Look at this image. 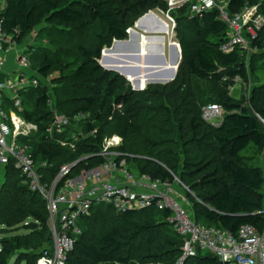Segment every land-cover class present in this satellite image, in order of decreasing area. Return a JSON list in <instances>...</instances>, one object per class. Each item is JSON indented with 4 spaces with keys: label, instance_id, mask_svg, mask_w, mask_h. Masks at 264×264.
<instances>
[{
    "label": "trees",
    "instance_id": "obj_1",
    "mask_svg": "<svg viewBox=\"0 0 264 264\" xmlns=\"http://www.w3.org/2000/svg\"><path fill=\"white\" fill-rule=\"evenodd\" d=\"M229 1L233 14L247 4H258V0ZM158 8L167 11V3L8 0L7 9L0 13L3 35L17 45L34 37L41 51L35 59L31 56L32 69L43 79L55 76L57 86L54 97L42 93L40 87L21 92V99L25 98L22 116L40 129L37 140H28L34 156L37 161L54 164L45 172L49 179L55 178L63 166L87 158L74 170L72 177H76L83 170L102 165L104 160L97 155L104 139L118 136L123 140L120 151L132 156L130 162L137 171L166 181H173L175 175L190 190H196L192 212L199 225L233 235L246 225L262 231L264 126L230 95L236 80H248L249 53L239 49L232 54L220 51L227 27L219 21L218 12L194 20L186 17L187 7L173 12L182 63L176 80L168 85L135 91L119 75L104 71L98 64L106 46L127 40L137 21ZM260 12L264 16V3ZM216 32L215 39H208ZM263 34L264 27L252 42L255 50L264 49ZM194 37L197 43L192 42ZM251 65L259 84L251 102L264 117V55L253 57ZM125 76L135 87L145 89L148 85L145 73L141 79ZM194 80L208 83L212 95L209 102L202 103ZM211 103L224 110L219 128L202 117L203 108ZM56 113L89 116L84 132L96 130V138L89 136L73 152L61 147L58 139L44 137ZM181 159L182 175L178 172ZM169 217V212L117 214L110 207L97 206L92 217L82 222L83 235L68 264H175L184 242L168 223ZM28 220L34 223L23 226ZM0 227L15 233L0 243V264H8L13 258H17L16 264H37L40 251L52 242L47 204L30 192L14 168L8 170L0 187ZM21 230L27 234H18ZM187 264L221 263L208 254Z\"/></svg>",
    "mask_w": 264,
    "mask_h": 264
},
{
    "label": "built area",
    "instance_id": "obj_2",
    "mask_svg": "<svg viewBox=\"0 0 264 264\" xmlns=\"http://www.w3.org/2000/svg\"><path fill=\"white\" fill-rule=\"evenodd\" d=\"M163 1L167 3V11L158 8L156 12L149 13L166 16L175 38L177 21L174 11L187 7L186 17L190 20L203 19L206 14L217 11L219 21L227 27V35L220 45L224 54H232L238 49L250 54L253 40L258 38L264 27V16L260 12L264 0H258L254 6L247 4L235 14L231 12L229 0ZM1 23L0 20V184L2 179L5 183L8 170L14 168L30 192L47 204L52 242L40 251L37 264H68L83 235L82 222L92 217L97 206L110 207L117 214L151 210L169 212L168 223L184 242L182 255L175 264H187L205 253L217 258L221 264H264V228L259 231L246 225L233 235L227 230L199 225L186 199L189 188L175 175H172L173 181H166L137 171L130 162L132 156L120 151L123 140L118 136L104 139L97 155L104 160L99 167L83 170L72 177L74 170L87 159L83 158L63 166L55 178L49 179L45 172L53 169L54 164L37 161L33 147L28 143L29 139L39 138L40 129L22 116L24 105L21 92L37 89L43 80L48 82L53 77L43 79L33 72L28 49L18 55V69L12 78L2 80L7 55L18 45L12 38L3 35ZM177 49L181 53L180 43ZM5 96L18 113H6L3 106ZM49 107H54L52 101ZM246 107L264 126V117L254 110L252 104ZM202 117L209 125L219 128L223 124L224 110L219 104L211 103L203 108ZM89 120L90 117L84 114L69 117L56 113L44 137L58 139L61 147L74 152L77 145L89 136L96 138V130L89 134L84 132ZM262 168L264 178V151Z\"/></svg>",
    "mask_w": 264,
    "mask_h": 264
},
{
    "label": "water",
    "instance_id": "obj_3",
    "mask_svg": "<svg viewBox=\"0 0 264 264\" xmlns=\"http://www.w3.org/2000/svg\"><path fill=\"white\" fill-rule=\"evenodd\" d=\"M159 28L167 31V26L164 22L154 13H148L136 23V29H131L129 33V40L114 41L111 49L106 51V54L112 56L104 57V64H117L122 67L107 68L110 72H123L121 76L125 77V74H131L141 79L143 72L147 76L148 85H168L174 82L177 78L178 70L181 65L182 50L181 53L176 50V55L173 57V67H169V63L165 55V35L159 34ZM145 35L146 42L148 43L145 48L143 47V36ZM157 43V45H152ZM156 49V54L153 53V49ZM114 56V57H113ZM176 58V59H175ZM179 64L176 65V62ZM129 61H135L138 63V67H131ZM165 67L168 69L164 70ZM164 70V71H163ZM136 91H143L140 86L136 87Z\"/></svg>",
    "mask_w": 264,
    "mask_h": 264
},
{
    "label": "rangeland",
    "instance_id": "obj_4",
    "mask_svg": "<svg viewBox=\"0 0 264 264\" xmlns=\"http://www.w3.org/2000/svg\"><path fill=\"white\" fill-rule=\"evenodd\" d=\"M172 1H174V0H172ZM159 17H160V19L163 22H165L164 25L167 26V31L166 32H164V29L161 30V28H159L158 31H159V34L165 35V42H164V45H165V55H166V59H167V61L169 63L170 62V58H172V56L175 57V55H176V58H177V54H176V50H177L176 48H178L177 42L179 44L178 33H176L177 38H175L174 37L175 35H172L171 28L168 25L170 23V20L166 16H164L162 14H159ZM132 29H136V24H135L134 28H132ZM216 35H217V32L214 33V35H210V37H208V39L209 38L211 40L212 39H215V36ZM263 38H264V34H263ZM34 40H35L34 37H31L30 40H29V41H31V45L29 46V48H30V51H31L32 59H35L37 57V55L40 53V51H41V48L39 46H36L34 44L35 43ZM127 40H129V37H128ZM192 42L193 43H197L198 42L197 38L194 37L193 40H192ZM147 44L148 43L146 42V38H145V35H144L143 36V47L145 48V46H147ZM112 46H113V43L110 46H106L103 49V52L101 54V58L98 60V64L101 66V68L104 71H108L107 68H112V67H118V66H120V65H117V64H104V62H103L104 61V57L106 55V51L108 49H111ZM251 49L252 50H250V54H249L248 59H247V65L249 67V74H250L248 76V80L246 82H244V81H241V80L238 79V80H236L235 85L230 89V95L239 104H242V106H244V107H246L250 103L252 104L251 99H252V96H253V92H254L255 88H259V84L257 83L256 79L253 77V75L251 73V67H252L251 64H252V61H253V57H257L259 54L264 55V49L262 51L255 50L254 48H251ZM152 54H154V53H152ZM106 56H112V55L109 54V55H106ZM128 63H129L130 66H131V64L138 65V63L135 62V61H129ZM173 63H175V62H173ZM181 63H182V58H181ZM169 67H173V64L172 63L169 64ZM166 69H168V67H165L164 68V70H166ZM119 72L122 74L121 71H119ZM120 73L114 72L113 74L119 75L124 81H126L128 83L127 86L132 87L136 91L137 89L134 86V82L131 81L128 77L125 78V77L121 76ZM143 75H144V72H143ZM54 78H55V76H54ZM54 78H52L48 82H46L45 80H43V82L41 84V87H40V90L42 89L41 90L42 93L46 91V92H49V94H51L54 97V95L56 94V91L55 90L57 88V86L54 84ZM150 86L151 85H147L144 90H146ZM194 88H195V91H196L198 97L202 100V103H207V102H209L212 99V95L210 94V88H209L208 83L201 82L199 80H194ZM259 92L260 91L258 90L257 91V94H260ZM22 99L24 100L25 98L23 97ZM249 99H250V102H249ZM3 106H4V110L6 111V113L8 115H11L12 112L18 113L17 110L11 106V104L9 102V99L6 96L3 99ZM9 126L12 128L11 124H9ZM24 140L27 141V139H24ZM181 160L182 161L179 164V170H178V172L180 173V175H182V172H183V162H184V159H181ZM3 181L4 180L2 179V182ZM2 182H1L0 185L3 184ZM177 188H180V187L178 186ZM189 191L190 192H187L186 193V199H188V206H189V208L191 209V211H193L192 209L194 208V206H193L194 205V201H197L196 192H195L196 190L195 191H192V190L189 189ZM33 223H34L33 220H28L27 223L24 224L23 226L32 225ZM25 233L27 234L26 231L21 230L18 234H25ZM14 235H15L14 232H12V231L11 232H8L7 230L4 229V227H0V243H1L2 240L10 239ZM0 250H1V246H0ZM206 255H207L206 253L203 254V256H206ZM16 262H17V258H13V259L9 260L8 264H16Z\"/></svg>",
    "mask_w": 264,
    "mask_h": 264
},
{
    "label": "crops",
    "instance_id": "obj_5",
    "mask_svg": "<svg viewBox=\"0 0 264 264\" xmlns=\"http://www.w3.org/2000/svg\"><path fill=\"white\" fill-rule=\"evenodd\" d=\"M8 7V0H0V13L4 12ZM26 40L23 44L18 45L15 49L11 50L6 59V67L4 74L2 75V80H9L12 78V74L18 69L17 57L20 53L25 52L29 49L31 41Z\"/></svg>",
    "mask_w": 264,
    "mask_h": 264
},
{
    "label": "bare ground",
    "instance_id": "obj_6",
    "mask_svg": "<svg viewBox=\"0 0 264 264\" xmlns=\"http://www.w3.org/2000/svg\"><path fill=\"white\" fill-rule=\"evenodd\" d=\"M174 1H175V0H174ZM164 24H165V22H164ZM152 45H157V43H152ZM153 53L156 54V49H155V48L153 49ZM175 59H176V58H175ZM172 60H173V56H172V58H170V62H169V64L172 63V62H171ZM176 61H177V60H174V62H176Z\"/></svg>",
    "mask_w": 264,
    "mask_h": 264
}]
</instances>
